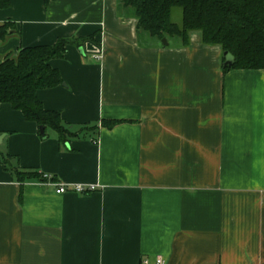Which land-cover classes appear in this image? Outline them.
Listing matches in <instances>:
<instances>
[{
    "label": "crops",
    "instance_id": "0c3cea01",
    "mask_svg": "<svg viewBox=\"0 0 264 264\" xmlns=\"http://www.w3.org/2000/svg\"><path fill=\"white\" fill-rule=\"evenodd\" d=\"M4 22L0 58L69 41L37 97L77 136L0 106V151L47 178L0 165V264H264V69L223 72L198 30L138 35L122 0H10ZM103 119L124 122L80 132Z\"/></svg>",
    "mask_w": 264,
    "mask_h": 264
},
{
    "label": "trees",
    "instance_id": "16d2710c",
    "mask_svg": "<svg viewBox=\"0 0 264 264\" xmlns=\"http://www.w3.org/2000/svg\"><path fill=\"white\" fill-rule=\"evenodd\" d=\"M47 4L51 0H43ZM137 18L138 35L162 40L177 39L182 45L189 42V33L198 30L205 44H217L223 52L232 54L231 67L224 65L223 72L236 69H264V0H122ZM10 0H0V8ZM175 7L181 9V22L172 19ZM11 22L0 24V41H4ZM68 40L58 39L53 45L22 47L16 56L0 58V106L8 104L19 110L24 119L39 127L52 129L61 142L77 136L61 119L60 113L44 109L37 91L62 83L57 69L49 65L54 58L66 52ZM124 120H101L99 125H82L80 132L97 134L100 126L112 128ZM42 138L47 133L40 134ZM13 157L0 151V165L19 182L44 181L47 178L35 169H22L13 164Z\"/></svg>",
    "mask_w": 264,
    "mask_h": 264
},
{
    "label": "built area",
    "instance_id": "2783aa9c",
    "mask_svg": "<svg viewBox=\"0 0 264 264\" xmlns=\"http://www.w3.org/2000/svg\"><path fill=\"white\" fill-rule=\"evenodd\" d=\"M67 189L68 188H66L64 185L58 184L57 188H56V192L63 193L65 191H67ZM92 189H94V186H88L87 188L81 184L71 186V190L76 191L78 193H83L86 190H92ZM156 262H157V264H163L164 260L162 258H158Z\"/></svg>",
    "mask_w": 264,
    "mask_h": 264
},
{
    "label": "water",
    "instance_id": "95a60500",
    "mask_svg": "<svg viewBox=\"0 0 264 264\" xmlns=\"http://www.w3.org/2000/svg\"><path fill=\"white\" fill-rule=\"evenodd\" d=\"M161 42L166 45L167 44V41L166 39H162ZM223 56H224V65L225 66H228V67H231L233 61H234V58L232 56V54H230L229 52H224L223 53ZM39 130H40V133L43 134L44 133V127L43 126H40L39 127ZM2 140V135L0 136V142Z\"/></svg>",
    "mask_w": 264,
    "mask_h": 264
},
{
    "label": "rangeland",
    "instance_id": "374dc122",
    "mask_svg": "<svg viewBox=\"0 0 264 264\" xmlns=\"http://www.w3.org/2000/svg\"><path fill=\"white\" fill-rule=\"evenodd\" d=\"M181 16V9L179 7H175L172 11V19L178 20Z\"/></svg>",
    "mask_w": 264,
    "mask_h": 264
}]
</instances>
